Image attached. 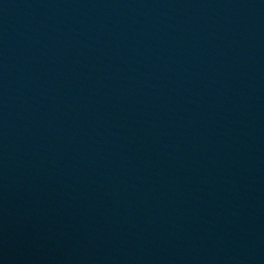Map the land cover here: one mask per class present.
Listing matches in <instances>:
<instances>
[{"label": "water", "instance_id": "1", "mask_svg": "<svg viewBox=\"0 0 264 264\" xmlns=\"http://www.w3.org/2000/svg\"><path fill=\"white\" fill-rule=\"evenodd\" d=\"M0 264H264V0H0Z\"/></svg>", "mask_w": 264, "mask_h": 264}]
</instances>
